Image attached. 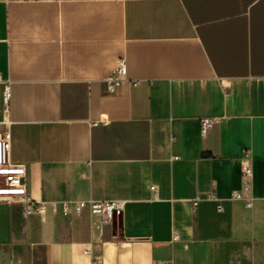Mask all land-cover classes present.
Segmentation results:
<instances>
[{
    "label": "crops",
    "instance_id": "crops-1",
    "mask_svg": "<svg viewBox=\"0 0 264 264\" xmlns=\"http://www.w3.org/2000/svg\"><path fill=\"white\" fill-rule=\"evenodd\" d=\"M6 128L0 264H264V0H0Z\"/></svg>",
    "mask_w": 264,
    "mask_h": 264
},
{
    "label": "built area",
    "instance_id": "built-area-1",
    "mask_svg": "<svg viewBox=\"0 0 264 264\" xmlns=\"http://www.w3.org/2000/svg\"><path fill=\"white\" fill-rule=\"evenodd\" d=\"M125 77V68L121 64L117 70L109 74L106 78L107 86L110 91H114L122 83ZM8 89L6 95H8ZM210 119L204 120V125H208ZM11 150V134L8 128L0 132V177L5 180V187L0 188V195H6L11 199H17L25 205L28 212L41 211L43 206L35 202L27 191V166L24 163H14L10 158ZM245 176L252 178V168L245 166L243 168ZM252 187V179L245 182L244 191H250ZM152 190L155 187L152 186ZM236 196H240L236 194ZM251 205V202H248ZM88 206L92 213L101 214L107 221H112L114 218L123 214L125 202L123 200H88L77 203L76 209L79 211L82 207ZM88 253L89 250H86ZM158 264H166L159 261Z\"/></svg>",
    "mask_w": 264,
    "mask_h": 264
},
{
    "label": "rangeland",
    "instance_id": "rangeland-1",
    "mask_svg": "<svg viewBox=\"0 0 264 264\" xmlns=\"http://www.w3.org/2000/svg\"><path fill=\"white\" fill-rule=\"evenodd\" d=\"M5 187V180L3 177H0V188Z\"/></svg>",
    "mask_w": 264,
    "mask_h": 264
}]
</instances>
